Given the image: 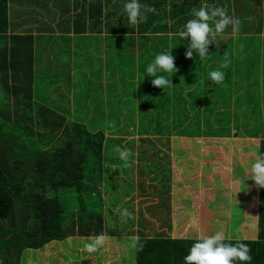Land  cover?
<instances>
[{
	"label": "trees",
	"instance_id": "obj_1",
	"mask_svg": "<svg viewBox=\"0 0 264 264\" xmlns=\"http://www.w3.org/2000/svg\"><path fill=\"white\" fill-rule=\"evenodd\" d=\"M172 1L169 10L168 0H140L142 5H148L155 11L147 14L145 22L132 26L123 14L127 0H97L89 25L93 26L96 34L118 35L119 50L122 52L116 60L119 64L124 60L123 69L129 70L127 75L137 74L136 64L144 70L156 55L169 51L173 38L169 36L172 29L167 24L168 20L174 23L175 30L182 29L193 18L192 10L202 6L201 2L192 0H185L184 4L182 0ZM8 16L9 0H0V259L1 264H21L26 251L43 250L46 246L51 250L56 248L57 242L76 236L90 238L114 234L106 224L107 215L111 219V209L107 208L103 196L97 191L105 180L109 142L105 129L100 130L99 126H107L109 119L116 115V108L100 104L95 110L96 119L87 122L91 110L85 101L81 102L83 98L74 105V112H65L56 107L59 102H54L48 93L45 96L36 93L32 35L11 34ZM239 27L244 32L247 25L240 24ZM172 34L179 37L177 32ZM137 41H145L142 48H146L139 60L137 54L142 48ZM157 44L161 48L155 52L153 45ZM71 49L67 51L71 52ZM180 51L178 49L175 53ZM71 53H75V50ZM196 55L192 52L191 58L183 56L184 63L179 62L181 71L178 74L160 73L169 81L175 80L173 91L184 92L185 100L181 101L177 93L171 98L170 88H149L151 82L144 85L140 109L141 112L152 111L155 118L147 122L148 130H144V122L152 114L141 117L136 113L132 118L133 122L136 121L129 129H134L139 139L131 137L129 143L145 144L147 140H142V137L149 131L160 135L166 133L168 136H191L185 126L193 134L196 132L207 137L221 132V127L215 125L220 115L217 109L220 99L214 101L210 93L224 79L218 84L213 83L208 73L215 71L216 66L198 62ZM119 79L124 82L122 89L131 93V80ZM195 83L196 86L191 88ZM54 86L50 89L52 97L62 99V86L56 89ZM101 92L99 86L92 87V96L95 93L103 94ZM89 95L86 96L87 101ZM164 96L167 101L162 105ZM70 104V101L66 102L64 108ZM164 105H170L171 109L168 106L162 111ZM192 109L197 110L194 113L196 121L193 124L191 119L188 124L186 116ZM168 116L173 117V128L168 124ZM115 125V128H119L120 123ZM150 126L153 128L149 129ZM116 133L120 132L117 130ZM111 139L110 142H113ZM116 142L123 143L125 138L120 136ZM262 150L264 157V143ZM136 158L139 161L138 154ZM170 181V178H165L161 183V197L168 202L172 199ZM156 209L162 215L161 220H169L166 209ZM247 220L251 226L252 219ZM144 221L142 217L139 222L141 228L137 232L135 264H184L183 258L198 239H173L160 233L149 237L143 231L146 228ZM237 241L248 245L252 257L250 264H264V188H261L258 240H226L233 244Z\"/></svg>",
	"mask_w": 264,
	"mask_h": 264
},
{
	"label": "rangeland",
	"instance_id": "obj_2",
	"mask_svg": "<svg viewBox=\"0 0 264 264\" xmlns=\"http://www.w3.org/2000/svg\"><path fill=\"white\" fill-rule=\"evenodd\" d=\"M82 1L45 0V4L41 3L38 6L37 12L46 18L43 19L44 24H48L50 21L55 25L53 20L56 19L60 31L68 33L75 28L76 32L79 31L78 33L83 36L73 39L74 36L71 35L72 38L65 37L66 41L63 40L64 38L57 41L56 45H61L64 49L61 53L57 52L56 63L52 62L48 69V73L51 75L48 81L51 84L40 89L44 92L47 89L51 91L53 84H58L62 86L65 95L80 93L81 100L84 99V96L91 94L93 86L97 85L103 89V81L107 80L104 90L105 93H108L109 105L116 108V115L109 119L107 126L103 124L99 126L100 130L105 129V137L109 138V142H107L105 158V180L99 185L97 192L103 196L107 208L111 209L109 212L111 219H108L107 215L106 224L114 234L104 235L106 238L104 244L98 246L91 253L87 251L86 245L93 241L90 239L92 237L80 238L76 236L63 242H57L56 248L51 250L46 246L43 250L26 251L21 264H135L137 232L141 228L139 222L142 217L146 227L143 231L149 237L160 233L164 237L200 239L220 232L227 240H237L236 237L241 239L246 235L250 236L245 240H255L253 231L257 227L255 229L244 227L246 226L245 222H249L247 219L251 218L252 211L246 212L245 207L242 209V206L250 205L252 202L249 200V194L246 195L245 191L251 193L252 190L250 186L245 187L241 183L238 174H242L243 171H246L245 169L250 168L255 161L251 157L254 153L253 147L255 148L260 140L264 139V63L254 62L253 55L246 61L247 63H241L236 68L222 69L220 56L225 54L222 50L231 44L230 37L234 39V35L218 34L216 40L209 46V56L203 61L200 60L199 54L192 49V52L197 54L198 62L215 65V71L223 73V83L214 87L215 89L210 93L213 100L220 99L221 107L225 109L220 112L215 122L218 128L221 127V132H215L216 135L212 134L211 137H196L194 135L196 132L193 134L188 126H185L192 137H175L168 136L166 133V135H160L149 131L145 137H142V140H147L145 144L140 142L132 145L129 143L132 138L139 139V136L134 134L136 133L134 129H129L136 121H132L133 116L136 113L141 117L152 114L144 122V130H148L147 122H152L155 118L152 111L141 112L140 109V95L145 90L144 85H147V82H151L155 77H147L146 68L142 70L141 66L139 67L137 64V74L127 75L129 70L124 71V60L120 64L116 60L119 53L122 52L119 50L118 35L99 37V34L94 33L92 25L72 21L71 13L75 9L78 10ZM182 1V4L186 2ZM192 1L200 3V0ZM244 1L230 0L231 4H228L227 9L223 8L229 16L238 21L236 28L240 32H242L240 24L250 25V27H246V31H248L251 30L252 24L260 22L259 16H252L255 13V10L252 9L255 1L248 2L246 5L243 4ZM96 3L97 0H89L84 5V11L90 14ZM225 3L226 1L212 4L208 0L205 1L208 7L222 8L220 5L224 6ZM172 5L173 1L168 6L169 10ZM262 14L264 15V12ZM78 18L76 16V20ZM69 22H71L70 28L67 26ZM209 23L212 25L211 21ZM167 24L172 29L171 33H179L183 30V28L175 30L171 20H168ZM85 25L89 30L87 35H83ZM228 27L232 32L233 26L229 25ZM262 27H264V23ZM160 35H164V33ZM170 36L173 38V42L168 52L175 48L172 54L175 56V65L178 69L176 75L181 71L179 62L184 63L183 56H186L190 49L192 40L190 36L183 39ZM48 41V38L42 39L40 44ZM75 41H77L74 47L75 54L68 53L67 48L71 49L70 47ZM137 42L141 48L144 46L145 41ZM160 48V44L153 45L155 52H158ZM178 49L181 51L176 54L175 51ZM242 50L241 48L233 51L227 49L229 65L241 59L237 55L241 54ZM145 52L146 48L140 49L137 54L138 60ZM120 77L124 81L131 80V93L122 89L124 82L119 79ZM195 86L196 83L191 88ZM174 87H176L175 80L170 81L169 85L165 87V89L170 88L171 98L174 93H177L181 101L185 100L184 92L173 91ZM149 88L158 89L153 86L152 82ZM179 88H181L180 85ZM133 93L136 94L133 95ZM45 95L47 93L43 94V96ZM101 96L103 97V94L95 93L94 100H84L85 105L91 110L87 122L96 119L94 107L99 105L98 100ZM70 99L73 100V96H70ZM166 101L167 97L164 96L162 105ZM76 103L78 102L70 104L68 107L73 108ZM168 106L171 109V106ZM168 106L164 105L162 111ZM212 106L216 107L214 103ZM67 108L64 110L65 112L75 111V108L70 110ZM120 108L121 110H119ZM196 111L193 109L188 111L186 116L188 124L191 119L192 123H195L194 113ZM235 113L238 116H235ZM130 114L132 116H129ZM232 117L236 121V124L233 125L234 135L227 139L219 138L231 135ZM167 120L173 128L175 125L173 117L168 116ZM117 122L120 123L119 128H115ZM111 126L112 128H109ZM152 128L153 126L149 127V129ZM107 129L109 130L107 131ZM117 130L120 132L119 134L116 133ZM253 135L257 136L253 139L245 138ZM120 136L125 138V142H116ZM110 138L114 141L110 142ZM244 143H249L248 149L244 148ZM169 145L170 147H168ZM137 154L139 161L136 158ZM248 177L251 179L249 175ZM165 178L171 180L172 199L170 202L161 197V183ZM156 208L166 209L165 212L169 220H161L162 215ZM162 224L167 227H162ZM249 231H252V234Z\"/></svg>",
	"mask_w": 264,
	"mask_h": 264
},
{
	"label": "crops",
	"instance_id": "obj_3",
	"mask_svg": "<svg viewBox=\"0 0 264 264\" xmlns=\"http://www.w3.org/2000/svg\"><path fill=\"white\" fill-rule=\"evenodd\" d=\"M43 1V2H41ZM206 0H200V2L202 3V5H207L205 4ZM210 3L212 4H216V3H220V2H225L224 6L220 5L222 8H226L228 4L230 3V0H208ZM251 1H255V5L252 6L253 11L255 10V13L252 14V16H259L258 20H260V22L263 21L264 23V15L262 14L264 12V0H245L244 1V5H246L248 2ZM89 2V0H83L80 4V7L78 8V10L72 11V21L74 22H85L86 24H89L90 20H91V13H87L84 11V5L85 3ZM172 2V0H168L167 2V7L169 6V4ZM42 4H45V0H9V21L11 23V34H15V32L19 35H24L26 33H29L32 35V39H33V54H34V62H33V66H34V90L36 93L43 95L44 93H48L50 98L55 102H59L57 104L56 107H58L59 109H62L63 111L65 110L64 105L65 103L68 101H70L72 104L73 102H77V101H81V95L80 93H69L68 95H63L62 99L58 98L56 99V97H52L53 96V92L49 91L48 89L44 92L42 91L40 88L44 87L45 85H50L51 83H49L48 79L51 78V75L48 73V69L51 67V63L54 62L56 63L57 61V52L61 53L62 49H64L63 47H61V45H56L57 41H59L61 38H64L63 40H65V37L68 38H72L71 35L74 36L73 39H75L76 37H83L82 35H80L79 33L76 32V29L74 28L73 31H69L68 33H64V31H60L58 28L59 24H57V20L56 19H52L53 21H55V25H53L50 21H48V24H44L43 19H46L45 16L43 14H40L37 12L38 10V6ZM231 4V3H230ZM35 6V7H33ZM211 6V5H210ZM27 8H31V9H27ZM105 13V11H104ZM76 16H78L79 18L76 20ZM252 19V18H250ZM249 19V20H250ZM80 20V21H79ZM33 22L32 24H29ZM259 24H252L251 26V30H244V32L239 33L236 26H235V30L232 27V32H230V27H227L225 32L222 34H226V35H234V39L231 38V44L226 46L225 50L223 49L222 51L225 53L224 55L220 56V62H221V68H228V67H234L236 68L237 66H239L241 63H247L246 61H248V59L250 58V56L254 55V62H261L264 63V27H262L263 23ZM53 25V26H51ZM259 25V27L257 28V26ZM67 26L70 28L71 27V22H69L67 24ZM87 25H85V33L83 35H87L89 34V30L86 28ZM247 27H250V25ZM16 30V31H14ZM256 30V31H254ZM94 33L96 34V32L94 31ZM10 34V35H11ZM221 34V35H222ZM77 35V36H76ZM98 35V34H96ZM106 34L104 33L103 35H99V37H104ZM172 35L174 36V34L170 33L169 36ZM164 36V35H162ZM48 38L49 41L45 42L43 44H40V42H42V39ZM255 40V41H254ZM66 41V40H65ZM77 44V41L74 42V44L71 46V52L75 50V45ZM238 48L243 49L242 50V55L239 54L237 55L239 58L241 57L240 60H238V62L233 63L231 65H229V61H228V57H227V49H231V51L233 50H237ZM68 50V49H67ZM68 51V53H71ZM75 54V53H74ZM212 65V64H211ZM205 66V65H204ZM206 68V66H205ZM107 77V76H106ZM107 80L103 81L104 84V88L102 89L103 92V97H100V100H98L99 102V106L100 104H105L108 105L109 101H108V93H105V82ZM239 81V80H238ZM249 82H251L252 80H248ZM220 85V84H219ZM58 84H56L54 86V89L58 88ZM215 89V88H214ZM66 92V91H65ZM70 96H73V100L70 99ZM95 96V95H93ZM92 94L88 96V101H92L94 100ZM36 97V96H35ZM36 99L40 100L38 97H36ZM84 100H86V96H84ZM83 100V101H84ZM216 101V100H214ZM220 104V108H218L219 112H223L225 109H223L221 107V102L218 101ZM74 108V106H73ZM71 107H68V110L73 109ZM93 108V107H92ZM95 110L97 107H94ZM69 112V111H68ZM74 112V111H73ZM93 112V110H92ZM231 113H233V111H231ZM232 116V115H231ZM235 116H238V114L235 113ZM234 116V117H235ZM236 124V121L233 119H231L230 122V127H231V135L228 136H220L219 138L221 139H227L230 138L232 135H234L233 133V125ZM195 133V132H194ZM202 133V132H201ZM240 134V133H239ZM196 137L199 136H206V135H202L199 133H195L194 134ZM257 135H253L251 137H245L248 139H253L254 137H256ZM192 137V136H190ZM264 143V139L260 140L259 144H257L255 146V148L253 147V151L254 153H252L253 155H251L252 158L255 159V161L259 158L263 157V150H262V145ZM246 149H248L249 143H244ZM243 148V149H244ZM243 153V151H242ZM250 153V152H249ZM254 161V162H255ZM253 162V161H252ZM253 162V163H254ZM250 169V168H249ZM249 169H245L246 171L239 173L238 174V178H240L239 180L241 181V183H243L245 185V187L250 186V189L252 190L251 193H248L245 191V194L248 195L249 200H251L252 202H250V205H244L242 206V209H244L243 207H245L246 212H248V210L252 211L250 213L251 215V219H252V225H248V221H246L245 223V228H256L255 231H253V234H255V240H251V241H257L258 240V223H259V211H260V206H261V187H259L258 185H256V183L251 180L248 177V174L246 173ZM249 175H251L249 173ZM254 190V191H253ZM244 193V192H242ZM241 197V196H238ZM254 219V221H253ZM245 229V230H246ZM249 233L252 234V231ZM256 233H257V237H256ZM250 235H246V237H248ZM241 238L238 239L236 237L237 240H245V238ZM108 238V237H107ZM92 240L95 239V237L90 238ZM176 239V238H173ZM184 239V238H183ZM227 240V239H225ZM231 241V240H230ZM249 241V240H246Z\"/></svg>",
	"mask_w": 264,
	"mask_h": 264
},
{
	"label": "clouds",
	"instance_id": "obj_4",
	"mask_svg": "<svg viewBox=\"0 0 264 264\" xmlns=\"http://www.w3.org/2000/svg\"><path fill=\"white\" fill-rule=\"evenodd\" d=\"M154 11V8L142 5L140 0H127L123 6V14L128 24L132 26L145 22L148 18L147 14ZM191 15L193 18L184 24L183 30L179 32V37L181 39L191 37L192 44L186 55L191 58L192 49H194L199 54L201 61L209 56V46L216 40L218 34L224 33L229 25H232L235 30V26L238 24V21L220 7L202 5L198 9L194 8ZM210 21L214 26L210 25ZM173 50L156 55L154 61L147 66V77H155L151 81L154 87L163 90L170 83L168 78L159 73L166 72L171 75L178 71L175 65V56L172 54ZM208 76L213 83L218 84L223 80V73L220 71L209 72ZM247 174L256 185L264 188V157L252 163ZM105 239L103 234L95 237L91 243L86 245L87 251L94 252L98 246L104 244ZM249 252L250 249L246 243L241 241L234 244L226 242L224 235L217 232L214 235L198 239L188 250V254L183 260L184 264H237V262L250 264L252 257Z\"/></svg>",
	"mask_w": 264,
	"mask_h": 264
},
{
	"label": "water",
	"instance_id": "obj_5",
	"mask_svg": "<svg viewBox=\"0 0 264 264\" xmlns=\"http://www.w3.org/2000/svg\"><path fill=\"white\" fill-rule=\"evenodd\" d=\"M1 262H2V261H1V259H0V264H1Z\"/></svg>",
	"mask_w": 264,
	"mask_h": 264
}]
</instances>
